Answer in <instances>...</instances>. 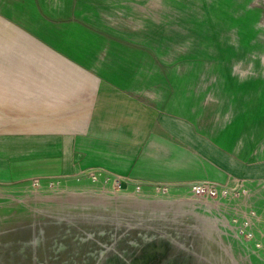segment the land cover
Here are the masks:
<instances>
[{
    "label": "rangeland",
    "instance_id": "1",
    "mask_svg": "<svg viewBox=\"0 0 264 264\" xmlns=\"http://www.w3.org/2000/svg\"><path fill=\"white\" fill-rule=\"evenodd\" d=\"M21 1L0 0V6L23 3L25 19L18 20L34 29H61L68 52L71 41L98 44L104 38L110 44L123 33L171 47L175 54L158 59L175 110L208 135L230 121L253 119L238 150L248 159L264 158V0H31V10L30 0ZM212 13L224 31L222 46L233 41L244 51L229 70L233 77L224 76L227 83L220 78L222 58L202 61V46L214 43L202 36ZM242 41L250 43L248 50ZM84 176L0 195V206L8 204L0 210V264H264V181L202 199L190 187L118 188L112 179Z\"/></svg>",
    "mask_w": 264,
    "mask_h": 264
},
{
    "label": "crops",
    "instance_id": "2",
    "mask_svg": "<svg viewBox=\"0 0 264 264\" xmlns=\"http://www.w3.org/2000/svg\"><path fill=\"white\" fill-rule=\"evenodd\" d=\"M23 10V3L0 6L1 196L36 179L46 184L89 177L90 171H102L101 179L120 176L124 184L171 190L202 181L231 188L264 181V158L248 159L238 150L253 119L230 121L208 135L189 114L175 110L174 90L158 59L174 49L123 33L110 44L104 38L98 44L71 41L68 52L61 29L25 26L18 20ZM208 16L202 36L214 43L202 46V61L222 58L220 78L227 83L224 76L233 77L229 70L244 51L233 41L222 46L218 13ZM232 28L238 37L239 29ZM243 42L248 50L250 43Z\"/></svg>",
    "mask_w": 264,
    "mask_h": 264
},
{
    "label": "built area",
    "instance_id": "3",
    "mask_svg": "<svg viewBox=\"0 0 264 264\" xmlns=\"http://www.w3.org/2000/svg\"><path fill=\"white\" fill-rule=\"evenodd\" d=\"M85 175V174H84ZM89 176L92 181L95 182H100V181H109L110 179H112L113 184L115 185V187L121 188L124 185V181L120 176H109V175H105L104 178L101 179V175H102V171H90L88 173H86V176ZM53 182V181H52ZM51 183V182H50ZM42 182L40 180H33L31 185L34 188H40L42 186ZM142 185L138 184L137 188H140ZM190 190L193 194L195 195H202V199L204 197H221V196H228L230 193L229 190V186L227 185H223V184H218V183H214V182H195L192 183L190 186ZM156 189L157 191L161 190L163 192H166L168 190V185L165 184H157L156 185ZM253 214H255V212H253ZM252 225V222L250 220H247L245 222V228H246V234L248 235V237L253 236L252 232L248 230L249 226Z\"/></svg>",
    "mask_w": 264,
    "mask_h": 264
}]
</instances>
